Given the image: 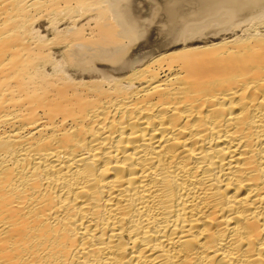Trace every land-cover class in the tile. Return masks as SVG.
<instances>
[{
  "label": "bare ground",
  "instance_id": "obj_1",
  "mask_svg": "<svg viewBox=\"0 0 264 264\" xmlns=\"http://www.w3.org/2000/svg\"><path fill=\"white\" fill-rule=\"evenodd\" d=\"M0 264H264V0H0Z\"/></svg>",
  "mask_w": 264,
  "mask_h": 264
}]
</instances>
